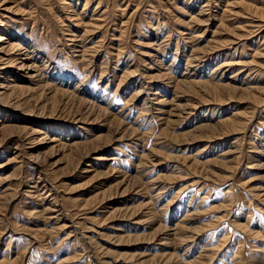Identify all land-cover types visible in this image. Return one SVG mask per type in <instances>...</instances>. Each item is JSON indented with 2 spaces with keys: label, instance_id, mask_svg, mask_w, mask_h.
Wrapping results in <instances>:
<instances>
[{
  "label": "rangeland",
  "instance_id": "rangeland-1",
  "mask_svg": "<svg viewBox=\"0 0 264 264\" xmlns=\"http://www.w3.org/2000/svg\"><path fill=\"white\" fill-rule=\"evenodd\" d=\"M0 264H264V0H0Z\"/></svg>",
  "mask_w": 264,
  "mask_h": 264
}]
</instances>
